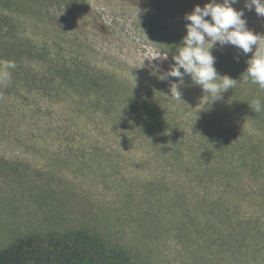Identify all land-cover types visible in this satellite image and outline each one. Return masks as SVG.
<instances>
[{
    "label": "rangeland",
    "instance_id": "obj_1",
    "mask_svg": "<svg viewBox=\"0 0 264 264\" xmlns=\"http://www.w3.org/2000/svg\"><path fill=\"white\" fill-rule=\"evenodd\" d=\"M209 2L0 0V250L81 230L135 264H264V111L248 105L264 91L242 78L255 46H213L237 83L211 106L190 76L179 100V78H158Z\"/></svg>",
    "mask_w": 264,
    "mask_h": 264
},
{
    "label": "clouds",
    "instance_id": "obj_2",
    "mask_svg": "<svg viewBox=\"0 0 264 264\" xmlns=\"http://www.w3.org/2000/svg\"><path fill=\"white\" fill-rule=\"evenodd\" d=\"M237 3L239 0H210L203 7L197 5L191 13L185 15L184 18L188 21L187 34L183 37L177 55L173 57L175 65L158 77L161 81L179 78L180 83L170 84L172 98L181 99L180 84L185 76H190L194 85L201 86L205 96L209 97V106L222 100V94L236 86L237 79L228 75L221 76L217 72L216 57L212 54L216 44L221 48L232 45L245 55L253 53L255 46L242 78L245 83L250 79L264 91V36L248 28L244 9L237 10L233 6ZM244 7L249 11L254 7L257 15L264 17V0H244ZM140 11L139 9L138 15ZM14 67L13 62L4 63L5 69ZM7 75L5 71V76ZM248 105L255 113L264 111V101L259 97Z\"/></svg>",
    "mask_w": 264,
    "mask_h": 264
},
{
    "label": "trees",
    "instance_id": "obj_3",
    "mask_svg": "<svg viewBox=\"0 0 264 264\" xmlns=\"http://www.w3.org/2000/svg\"><path fill=\"white\" fill-rule=\"evenodd\" d=\"M186 1V0H173ZM0 264H135L129 252L89 231L20 238L0 250Z\"/></svg>",
    "mask_w": 264,
    "mask_h": 264
}]
</instances>
